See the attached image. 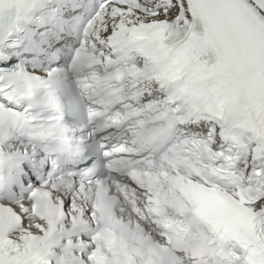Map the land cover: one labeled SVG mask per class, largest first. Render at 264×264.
Masks as SVG:
<instances>
[{
  "label": "snow or ice",
  "instance_id": "obj_1",
  "mask_svg": "<svg viewBox=\"0 0 264 264\" xmlns=\"http://www.w3.org/2000/svg\"><path fill=\"white\" fill-rule=\"evenodd\" d=\"M0 264H264V0H0Z\"/></svg>",
  "mask_w": 264,
  "mask_h": 264
}]
</instances>
